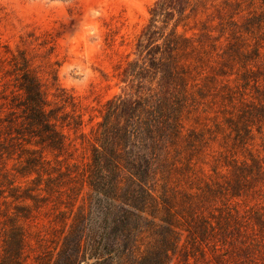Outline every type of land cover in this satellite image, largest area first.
I'll list each match as a JSON object with an SVG mask.
<instances>
[{"label": "trees", "instance_id": "trees-1", "mask_svg": "<svg viewBox=\"0 0 264 264\" xmlns=\"http://www.w3.org/2000/svg\"><path fill=\"white\" fill-rule=\"evenodd\" d=\"M133 54L116 73L121 92L100 109L88 160L72 165L68 131L83 136L74 96L56 88L49 99L22 51L0 59L14 75L0 91V159L16 152L15 172L31 184L0 173V264H25L21 220L49 203L60 228L35 264H170L225 245L238 264L251 261L264 205L230 200L264 188V156L250 147L264 123V0H155Z\"/></svg>", "mask_w": 264, "mask_h": 264}, {"label": "rangeland", "instance_id": "rangeland-1", "mask_svg": "<svg viewBox=\"0 0 264 264\" xmlns=\"http://www.w3.org/2000/svg\"><path fill=\"white\" fill-rule=\"evenodd\" d=\"M154 1L0 0V59L10 56V52L17 54L22 51L48 98H53L52 93L56 88H63L74 96L82 113L80 130L83 136L68 131L72 155L67 157L66 164H83L88 160L91 131L100 118V109L108 98L121 92L116 73L120 70L119 66L134 56L135 39L146 23ZM8 68L6 61L0 67V91L3 83H7V94L13 88L14 78L12 74L5 75ZM247 92L248 99H251V94L255 96L253 90ZM6 112L7 107H4L0 115L4 116ZM207 122L208 125L212 124V121ZM253 131L255 136L250 147L254 153L264 156V123L261 133L255 129ZM219 149L216 141L206 148L208 154L206 162L202 164L206 174L212 173V155ZM19 164L16 152L10 158L4 156L0 159V173L6 172L9 177L15 174L13 185L24 189L31 184L28 177H21L15 172L14 168ZM220 172L228 179L231 177L227 169H220ZM87 190L83 185L78 200L86 195ZM263 190L254 195L234 198L230 202L241 209L255 203L264 205ZM51 207L49 203L35 211L32 217L21 220L28 233L25 264H35V256L48 243L45 239L53 236V228H60L59 222L52 221L55 211ZM2 208L3 205H0ZM60 209H63L62 205ZM4 218L0 215L1 222ZM261 244L258 249L253 248L249 252L251 261L248 264L264 263V240ZM203 249L205 259L198 258V251H193L194 257L190 256L188 261H184L182 254L178 253L170 264H238L237 249L233 246L225 245L215 252L205 246Z\"/></svg>", "mask_w": 264, "mask_h": 264}]
</instances>
